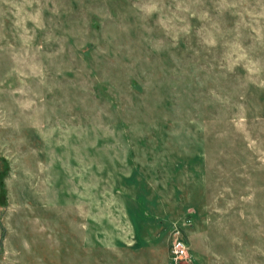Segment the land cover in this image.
<instances>
[{
	"label": "rangeland",
	"instance_id": "rangeland-1",
	"mask_svg": "<svg viewBox=\"0 0 264 264\" xmlns=\"http://www.w3.org/2000/svg\"><path fill=\"white\" fill-rule=\"evenodd\" d=\"M264 264V0H0V264Z\"/></svg>",
	"mask_w": 264,
	"mask_h": 264
},
{
	"label": "built area",
	"instance_id": "built-area-1",
	"mask_svg": "<svg viewBox=\"0 0 264 264\" xmlns=\"http://www.w3.org/2000/svg\"><path fill=\"white\" fill-rule=\"evenodd\" d=\"M189 244L181 236L174 237L170 244L169 253L173 264H180L188 255Z\"/></svg>",
	"mask_w": 264,
	"mask_h": 264
}]
</instances>
